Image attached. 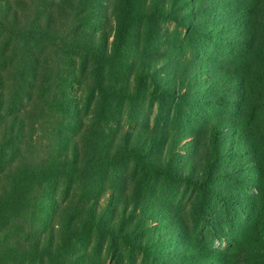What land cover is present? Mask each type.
Returning a JSON list of instances; mask_svg holds the SVG:
<instances>
[{"label": "trees", "instance_id": "16d2710c", "mask_svg": "<svg viewBox=\"0 0 264 264\" xmlns=\"http://www.w3.org/2000/svg\"><path fill=\"white\" fill-rule=\"evenodd\" d=\"M141 1L145 4L137 8V0H119V6L122 14L125 9L133 14L130 19L133 24H150L153 12L147 0ZM214 2L204 0L200 5L209 9ZM239 3L240 6L233 1L226 4L229 10L237 13H234L236 24L244 25L245 29L235 30V37L228 38L234 59L229 70H225L227 77L224 76L220 84L225 86L229 78H236V82L231 83L233 87L239 88L241 84L237 99L243 103V112L249 118V122L242 124L241 134L250 141V148L236 142L234 145L238 148L233 152L237 155L233 152L227 155H230L228 159L233 155H246L240 169L247 170L254 169L253 161L258 164L264 160L261 144V133L264 132V0H240ZM91 4L98 8L95 10ZM184 4L186 8L172 14L171 19L175 22L187 20L191 24L196 21H192L197 14L194 3L187 0ZM104 6L103 0H0V264H83L85 260L93 261L86 251L93 239H97L96 244L104 243L108 252L114 238L126 239L120 229L109 227L111 220L106 224L98 220V208L93 205V199L98 190L110 187L104 183V178L109 176L115 184L126 174L124 172L134 169L145 188L152 190L153 184L169 173L163 151L147 156L146 147L140 146L137 136L115 144L105 128L110 118L117 119L121 115V103L130 98L122 73L130 66L132 50L129 38L123 41L125 33L133 34V29L124 30L118 26L113 50L109 52L104 40L106 36L98 37L90 30L96 20L101 19L99 7ZM102 13L107 15V12ZM227 23L231 24L230 21ZM188 29L193 30V25ZM151 65L154 68L148 61H140L137 65L138 85H144L146 77L158 78L151 72L148 74ZM189 67L185 83L193 81L200 70ZM181 82L176 79L171 84L178 86ZM74 85L85 91L81 100L72 94ZM140 86L135 90L141 89ZM168 87L165 86V94L174 98ZM210 89H216V86ZM86 103L95 105L91 112ZM85 110L86 117L93 118L92 122L88 121L89 126L94 127L92 132L87 126L88 135L79 136L83 144L81 150L78 140L71 138L72 142H68L59 128L72 112L80 117ZM255 117H258L256 123ZM82 123V120L75 122L76 126L72 128L75 135L81 130ZM117 125L120 127L119 122ZM219 137L215 131L211 144L214 156L207 161V172L206 168H201L203 183L200 185L204 189L209 188L213 171L223 157ZM183 141L181 137L180 144ZM58 151L64 153L57 155ZM258 171L263 185L258 192L261 214L251 219L238 242L226 252L204 250L203 256H197L195 251L188 254L190 250H185L188 252L182 255L199 259L198 264H264V174L260 166ZM170 174L173 179L198 185L176 167ZM73 180L78 186L75 193L80 191L83 201L72 204L71 218L68 215V227L73 228L74 235L70 239L65 234L59 235L63 244L66 241L65 245L76 244L64 252L57 238V225L52 223L58 217L60 205L53 202L55 194H50L49 204L41 207L40 195L47 188L46 183L71 188ZM39 209L47 216L45 227L41 228L42 236H39L37 225ZM79 213L88 218L76 220ZM105 236H109V242L104 240Z\"/></svg>", "mask_w": 264, "mask_h": 264}, {"label": "rangeland", "instance_id": "374dc122", "mask_svg": "<svg viewBox=\"0 0 264 264\" xmlns=\"http://www.w3.org/2000/svg\"><path fill=\"white\" fill-rule=\"evenodd\" d=\"M185 1L147 0L153 12L150 24H133L130 21L133 14L128 9L122 14L119 0H103L105 6L99 7L101 19H97L96 25L90 28L96 36H106L104 40L109 52L113 50L118 26L124 30L133 29V34L125 33L123 41L129 38L132 50V57L128 60L130 66L122 73L130 98L121 103V115L117 119L110 118L105 128L115 144H121L124 138L137 136L140 146L146 147L147 156L163 151L170 170L153 184L152 190L145 188L144 181L140 180L141 176L134 169L124 172L126 174L115 184L109 176L104 178V183L110 187L98 190L96 199H93V205L98 208V220L102 224L111 220L109 227L120 229L127 240L114 238L108 252L104 243L96 244L97 239H93L89 248H85L93 261L85 260L83 264H198L199 259L189 258L182 253L190 250L188 254L195 251L197 256H203L204 250L210 253L228 251L247 230L251 219L261 212L258 192L263 185L258 167H261L263 175L264 160L258 164L253 161L254 169L241 170L240 164L246 155H233L231 159L227 155L236 151V142L250 148V141L241 134L242 124L249 122L242 109L243 103L237 99L241 84L239 88L231 85L236 78H229L225 86L220 84L227 77L225 70H229L234 59L227 44L228 38L235 37L236 31L245 29L244 25L236 24L234 16L237 13L229 10L226 4L233 1L240 6V0H211L215 2L209 9L201 7L200 2L204 0H192L197 12L192 21H196L191 24L187 20L173 21L172 14L184 10ZM144 4L137 0L136 8ZM91 6L95 10L98 8L95 4ZM201 9V13L197 11ZM102 11L107 15H103ZM227 21L231 24L228 25ZM190 25H193V30L188 29ZM140 61L151 62L154 68L151 65L148 74L151 72V75L158 76L157 79L146 77L147 82L142 86L136 81ZM189 66L200 70L193 81L185 83ZM176 79L182 81L178 86L171 84ZM166 85L169 86L167 90H172L174 98L165 94ZM213 85L216 89H210ZM139 86L142 88L136 91ZM72 94L81 100L85 91L74 85ZM86 106H89L90 112L95 107L93 103H86ZM79 116L72 112L68 118H64L59 132L68 142H72L71 138L77 139L82 150L79 136L88 135L85 130L89 126L88 121L92 122L93 118L86 117V110ZM257 119L254 118V123ZM78 120L83 123L75 135L72 128ZM117 122L120 127L116 126ZM93 127L92 124L89 126L92 132ZM215 131L220 135L223 157L213 171L209 188L204 189L200 185L203 183L201 168H206L208 159L214 156L211 144ZM261 134L264 147V132ZM181 137L184 138L182 144ZM176 142L178 145L175 147ZM60 152L64 153L58 151L57 155ZM236 166L239 168L235 169ZM175 167L178 172L180 170L191 176L198 185L173 179L170 171ZM72 184L70 188L46 183L47 188L40 195L41 207L49 204L50 194H55L53 202L60 205L58 217L52 223L57 225V238L64 252L76 244L65 245L68 241L63 244L59 235L65 234L67 239L74 235L73 228L68 227V215L72 204L83 201L81 192L75 193L78 187L76 181L73 180ZM21 197L19 194V199ZM40 211L44 212L39 209L37 225L39 236H42L41 228L45 227L47 216ZM86 218L80 213L75 217L76 220ZM95 232L99 233L98 230ZM104 238L109 242V236Z\"/></svg>", "mask_w": 264, "mask_h": 264}]
</instances>
